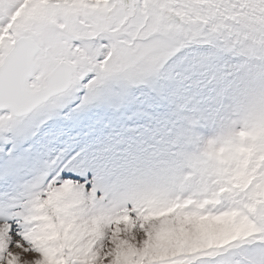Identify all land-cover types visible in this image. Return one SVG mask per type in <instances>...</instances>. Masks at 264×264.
I'll return each mask as SVG.
<instances>
[{"label": "snow or ice", "instance_id": "1", "mask_svg": "<svg viewBox=\"0 0 264 264\" xmlns=\"http://www.w3.org/2000/svg\"><path fill=\"white\" fill-rule=\"evenodd\" d=\"M0 264H264V0H0Z\"/></svg>", "mask_w": 264, "mask_h": 264}]
</instances>
